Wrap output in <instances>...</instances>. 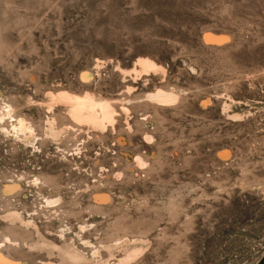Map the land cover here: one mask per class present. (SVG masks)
Segmentation results:
<instances>
[{"label":"rangeland","instance_id":"374dc122","mask_svg":"<svg viewBox=\"0 0 264 264\" xmlns=\"http://www.w3.org/2000/svg\"><path fill=\"white\" fill-rule=\"evenodd\" d=\"M0 251L264 264V0H0Z\"/></svg>","mask_w":264,"mask_h":264},{"label":"bare ground","instance_id":"6f19581e","mask_svg":"<svg viewBox=\"0 0 264 264\" xmlns=\"http://www.w3.org/2000/svg\"><path fill=\"white\" fill-rule=\"evenodd\" d=\"M208 36V35H206ZM211 39H215V40H219L221 38V36H216V35H210L209 36ZM223 37V36H222ZM89 73V72H88ZM87 72H85L83 75L88 77V74ZM65 94V93H64ZM67 94H65L66 96ZM173 96V94H170V93H167V92H164L162 90H159L157 93H155L152 97L155 98V99H159V100H168L170 99L171 97ZM67 98V96H66ZM71 101L69 100L68 102H72V104L76 107V108H88L89 110H91L89 107H88V103L87 101L90 100V97L88 95H84V97H79V96H72L70 97ZM101 109H104L106 111V107H107V102H101L99 103ZM109 105V104H108ZM88 110V111H89ZM104 112V111H103ZM107 112V111H106ZM108 113V112H107ZM86 114V113H85ZM108 118V117H107ZM99 120V119H98ZM101 120V119H100ZM0 261L3 263V264H6L7 261H9L8 258H6L2 252L0 251ZM12 262V261H11ZM9 264V263H7Z\"/></svg>","mask_w":264,"mask_h":264}]
</instances>
